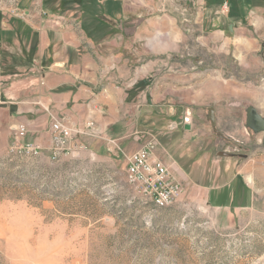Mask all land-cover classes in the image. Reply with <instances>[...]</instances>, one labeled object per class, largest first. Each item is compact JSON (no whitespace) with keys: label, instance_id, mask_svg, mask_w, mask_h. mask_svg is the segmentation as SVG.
I'll list each match as a JSON object with an SVG mask.
<instances>
[{"label":"rangeland","instance_id":"obj_1","mask_svg":"<svg viewBox=\"0 0 264 264\" xmlns=\"http://www.w3.org/2000/svg\"><path fill=\"white\" fill-rule=\"evenodd\" d=\"M221 7L134 86L125 131L85 130L82 147L55 158L29 122L0 131V264H264V146L245 126L247 106L264 115V29L221 21ZM150 140L184 172L164 208L126 177L127 157ZM27 143L38 148L12 147Z\"/></svg>","mask_w":264,"mask_h":264},{"label":"crops","instance_id":"obj_2","mask_svg":"<svg viewBox=\"0 0 264 264\" xmlns=\"http://www.w3.org/2000/svg\"><path fill=\"white\" fill-rule=\"evenodd\" d=\"M224 1L175 0L177 12L172 0H0V131L29 122L43 147L50 145L51 115L82 129L92 119L96 134L125 131L121 118L134 86L180 54L187 26L200 37L203 22L218 20L213 15ZM226 1L221 21L264 29V0ZM183 20L188 25L181 29ZM162 160L176 180L182 178V170Z\"/></svg>","mask_w":264,"mask_h":264},{"label":"built area","instance_id":"obj_3","mask_svg":"<svg viewBox=\"0 0 264 264\" xmlns=\"http://www.w3.org/2000/svg\"><path fill=\"white\" fill-rule=\"evenodd\" d=\"M228 8L229 4L225 0L221 12H227ZM9 12L18 14L15 7H12ZM187 120L188 117H185L186 122ZM91 125L90 120L85 128L92 129L93 125ZM85 128L82 129L80 126L71 125L69 122L52 117L50 123L52 158L61 152H73L76 146H80L76 143V137L84 133ZM15 132V138L20 139L25 135V127L23 125L17 126ZM12 147L15 150L23 148V150L29 151L36 150L38 145L27 143L24 146L14 144ZM153 148L154 141L150 140L130 153L126 162V177L130 182L138 185L142 194L156 208H164L172 204L182 194L183 186L172 176L169 167L157 156Z\"/></svg>","mask_w":264,"mask_h":264},{"label":"water","instance_id":"obj_4","mask_svg":"<svg viewBox=\"0 0 264 264\" xmlns=\"http://www.w3.org/2000/svg\"><path fill=\"white\" fill-rule=\"evenodd\" d=\"M229 30L232 29V25H228ZM3 107H8L10 112L16 110L14 104L10 103L9 105L6 103L2 104ZM208 118L210 119L211 125L215 130V121L213 118V109H208ZM245 126L249 128L255 134H262L261 143L264 146V115H261L254 106L249 105L245 109ZM220 155H230L226 152H219Z\"/></svg>","mask_w":264,"mask_h":264}]
</instances>
